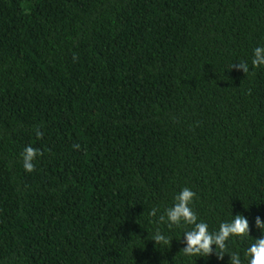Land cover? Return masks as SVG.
<instances>
[{"label": "trees", "instance_id": "obj_1", "mask_svg": "<svg viewBox=\"0 0 264 264\" xmlns=\"http://www.w3.org/2000/svg\"><path fill=\"white\" fill-rule=\"evenodd\" d=\"M257 46L264 0H0V264H247L264 221ZM185 187L210 232L247 218L222 258L186 255L192 226L159 220Z\"/></svg>", "mask_w": 264, "mask_h": 264}, {"label": "clouds", "instance_id": "obj_2", "mask_svg": "<svg viewBox=\"0 0 264 264\" xmlns=\"http://www.w3.org/2000/svg\"><path fill=\"white\" fill-rule=\"evenodd\" d=\"M244 73L249 71V64L247 62L238 63L236 65ZM251 66L258 68L264 66V46H257L253 49ZM42 135L40 131H36V136L39 138ZM41 155L38 149L28 146L25 147L21 153L23 168L26 172L34 171L35 165L33 161L37 156ZM195 193L185 187L181 189L174 196L173 205L165 210L164 215L159 217V220L166 222L169 227L172 225H191V230L183 233V242L185 247L183 252L186 255L207 256L213 252V245L215 252L219 258H222L226 253V242L232 236H243L249 233V222L247 218L241 215H236L229 222L221 223L219 229L215 232H210L207 223L197 222V216L189 206ZM156 210L153 209L152 214L155 215ZM255 226L261 230V236L255 239V242L250 244L245 250L244 256L247 259V264H264V221L259 217L255 220ZM156 242L163 241L169 243L170 241L162 234L156 233L154 236ZM217 249L220 251L217 252ZM230 264H241L239 254L233 253L230 255Z\"/></svg>", "mask_w": 264, "mask_h": 264}]
</instances>
